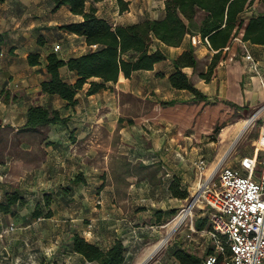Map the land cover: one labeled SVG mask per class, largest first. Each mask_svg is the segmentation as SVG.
I'll return each instance as SVG.
<instances>
[{"label": "crops", "instance_id": "1", "mask_svg": "<svg viewBox=\"0 0 264 264\" xmlns=\"http://www.w3.org/2000/svg\"><path fill=\"white\" fill-rule=\"evenodd\" d=\"M125 1L128 4L124 11L119 10L115 0L95 2V14L111 25L163 16L165 0H141L139 6L136 5L139 0ZM259 11L258 7H251L243 16ZM79 20L81 16L72 14L66 5L55 7L53 0H0V33L6 35V42L0 46V203L4 202L7 193L16 192L23 199L21 203L14 204L10 212L0 211V264H50L51 261L56 264H93L71 249L75 233L103 249L115 240H121L129 261L154 237L155 228L160 226L170 210L183 204L185 198L173 197L169 184L176 179L180 188L188 193L192 183L187 164L180 159L181 151L170 148L173 144L166 140L165 157L168 159L165 181L158 179V171H153L151 176L148 172L132 170L124 180L103 185L99 194L76 195V190L72 188L77 189L78 183L92 188L85 177L86 159L94 154V148L85 145L91 124L88 115L98 109L97 105H103L107 88L87 95L88 84L85 83L75 95L76 104L66 108L58 96L41 92L40 83L48 77L45 63L49 53L66 60L95 48L94 45H87L82 36L62 28L64 24ZM56 45L58 48H55ZM246 46L255 62V69L243 55L232 60L226 58L218 62L214 77L206 82L199 74L206 71L214 51L201 38L194 45L190 42V35L186 34L178 46H168L153 39L150 49L161 51L164 55L162 61L155 63L151 69L135 71L129 77L119 73L116 82L108 83L118 92V109L128 108L124 100L120 102V96L127 95L134 100L135 113L140 116L134 118L132 125L122 121L118 132L120 140L138 143L136 153L140 155L144 132L145 135L152 134L155 132L153 129L159 126L157 130L161 129L163 140L166 139L168 133L173 132L175 127L180 130V126L188 123L190 118L188 114L165 118L164 115L170 114L176 105L192 103L193 112H198L205 102H220L240 112L254 110L264 103V45ZM189 49L194 53L196 67H184L182 71L193 86L206 96L205 100L193 99L187 90L172 88L168 80L174 71L173 60ZM30 53L39 55L37 64L27 62ZM59 74L68 83L76 79L75 73L65 66L59 68ZM167 101L173 103L163 104ZM31 106L56 109L66 121L24 128L26 112ZM74 109L76 113L83 111L85 114L79 124L74 123L73 118L67 119ZM117 122L118 119L111 124V132ZM108 129L103 133L107 156L110 153L109 136L112 134ZM233 131L234 127L229 128L227 135ZM169 139L174 140L173 134ZM122 152L124 155L136 154L130 149H123ZM144 152L148 154L152 151ZM65 188L73 192L69 197V208L61 213L51 211L45 219L28 215L25 221V214L14 208L25 205L24 193L30 203L38 204L41 199H34L36 191L58 189L61 192ZM63 199L67 201V198ZM14 218L20 223H14ZM197 220L193 227L195 231L187 235L199 239L203 236L204 226L198 229L195 224L201 221Z\"/></svg>", "mask_w": 264, "mask_h": 264}, {"label": "trees", "instance_id": "2", "mask_svg": "<svg viewBox=\"0 0 264 264\" xmlns=\"http://www.w3.org/2000/svg\"><path fill=\"white\" fill-rule=\"evenodd\" d=\"M54 6L66 5L81 20L64 24L62 28L70 33L82 36L87 45L95 48L66 60L58 58L54 53L46 56L45 68L47 79L41 81L40 90L49 95H56L65 103V107L76 104L75 95L85 83L88 84L86 94H94L106 89L108 83H114L118 74L129 77L138 70H148L164 59L158 49L151 50L153 39L168 46H178L186 34H198L213 54L206 71L199 76L206 82L214 77V69L218 62L228 57L231 49L241 51L239 41L251 45H264V0H165L163 16L157 19H143L135 23L111 25L107 20L95 14V2L100 0H53ZM120 11L127 9V1L115 0ZM251 7H261V11L250 16L243 13ZM238 39V41L235 40ZM40 41V40H39ZM6 42V35L0 33V46ZM227 47V49H225ZM39 55L30 53L27 62L37 64ZM65 66L76 75L73 83H68L59 74V68ZM174 71L168 80L172 88L189 91L193 99L205 100L206 96L197 90L186 73L184 67L195 69L196 59L192 49L181 52L173 60ZM173 101L163 102L172 104ZM58 110L43 106H31L26 112L24 128H35L57 122L64 123ZM173 197L184 199L187 191L181 189L174 179L168 187ZM23 201L16 193H7L4 202L0 203V211L8 213L17 202ZM45 216L51 215L50 198L44 196ZM170 213H174L170 210ZM42 211L36 207L32 217L41 216ZM195 224L203 228L205 219H198ZM223 241V238L221 237ZM71 249L93 264H129L126 248L121 240H115L108 248L103 249L86 241L75 233L71 240ZM212 250V249H211ZM210 250V251H211ZM179 264H201L195 255L181 248L172 251Z\"/></svg>", "mask_w": 264, "mask_h": 264}, {"label": "rangeland", "instance_id": "3", "mask_svg": "<svg viewBox=\"0 0 264 264\" xmlns=\"http://www.w3.org/2000/svg\"><path fill=\"white\" fill-rule=\"evenodd\" d=\"M139 0L136 5L139 6ZM261 10V7H258ZM232 59L242 56V50L236 53L234 49H231L229 54ZM107 94L103 98V105H97V110L88 115L90 119V126H88V133L86 134L87 146L94 148V154L90 158L86 159V171L85 177L91 183L92 188L83 187L80 183L77 185L76 195L85 194H99L103 185L108 184L110 181L124 180L126 176H130L132 170L138 172L149 173L152 176L153 171H158V179L160 181L167 178L166 162V140L168 143L173 144L170 148H179L181 151L182 159L188 167V171L191 173L192 183L189 185L188 194L183 204L173 208L174 213H169L167 217L160 223V226L156 227V234L148 244L139 252L137 256L130 259L132 264H179L173 257L172 251L176 248L184 249L190 253H193L200 260L203 258L206 251L212 248L214 245L209 234V224L205 219L203 236L196 239L189 237L187 233L190 232V226L194 227V222L197 219L203 218V211L199 207H194L183 217H178L182 206H186L190 201L192 193L196 190L198 183H202L209 175L216 181L218 167L222 165L234 166L240 157L249 155L253 151V143L257 136L258 126L260 124V118H256L254 121H250L245 124L246 119L250 118L254 110L240 111L228 106L227 104L220 102H205L198 112H193L192 103H184L176 105L172 108L170 114L164 115L165 118H173L176 114L189 115L188 123L180 126V130L175 127L173 132L168 133V137L163 140L161 129L159 126L154 128L152 134L148 133L143 136V141L139 147L142 152L137 154V144L122 142L119 138V128L122 127V121L134 123V118L140 117L135 113L134 100L122 95L121 100L126 102L128 108L122 109L117 107L119 102V95L116 89L112 85H107ZM70 112V111H69ZM77 112L72 110V115H68L67 119H74V123H81V118L85 114L83 111ZM163 116V115H162ZM156 118L160 119L161 116ZM118 119L115 130L111 132V124ZM162 119V118H161ZM81 127H85L80 125ZM132 127V126H131ZM234 127V131L227 135L229 128ZM109 128V129H108ZM108 129L109 136L108 146L110 147V153L107 156L105 153V141L104 131ZM73 131L71 132V134ZM171 134L174 136V140H170ZM84 145V141L82 142ZM103 145V146H102ZM157 145V146H156ZM136 146V147H135ZM169 147V146H167ZM123 149L135 151L136 154H123ZM145 150H151L152 152L145 154ZM105 153V154H104ZM202 159L204 161V169L200 172L195 167V162ZM141 167V169H140ZM149 167V169H148ZM145 168V169H143ZM96 183V184H95ZM101 183V184H100ZM100 184V186H99ZM98 185V187L96 186ZM71 187V186H70ZM71 192L68 188L62 189L60 192L57 190H43L36 191L34 199H41L40 203L32 204L28 200V195L24 193L25 205L14 206L19 213L30 216L36 207H39L42 211V218L45 216V205L43 203L44 196L48 195L50 198L49 208L51 211H61L69 208ZM61 194L62 196H60ZM64 198H67L65 201ZM34 201V200H33ZM21 203V202H20ZM199 205H202L199 203ZM74 208V206H73ZM17 214V212H16ZM32 217V215H31ZM176 217H178L176 219ZM168 218V219H166ZM180 218V219H179ZM183 219V220H182ZM18 219L14 218V223H20ZM196 240H195V239ZM47 245L49 244L46 241ZM45 243V244H46ZM50 264H56L51 261ZM48 264V263H47Z\"/></svg>", "mask_w": 264, "mask_h": 264}, {"label": "built area", "instance_id": "4", "mask_svg": "<svg viewBox=\"0 0 264 264\" xmlns=\"http://www.w3.org/2000/svg\"><path fill=\"white\" fill-rule=\"evenodd\" d=\"M190 42L199 43V35H190ZM204 42L208 45L206 38ZM239 45L243 57L255 69L246 43L239 41ZM227 58L232 60L230 55ZM256 118H260V124L252 153L240 157L236 166H219L216 181L209 175L199 182L178 214L182 216L187 208L191 211L196 206L208 221L214 245L201 264H264V103L250 117L252 121ZM204 165L202 159L195 162L200 172ZM190 231H195L192 224Z\"/></svg>", "mask_w": 264, "mask_h": 264}, {"label": "bare ground", "instance_id": "5", "mask_svg": "<svg viewBox=\"0 0 264 264\" xmlns=\"http://www.w3.org/2000/svg\"><path fill=\"white\" fill-rule=\"evenodd\" d=\"M250 118H248V119H246V121H245V124L247 123H249L250 122ZM190 211V207L189 208H187L186 210H185V212H184V214L182 215V216H180V217H183L184 218V215L186 214V213H188ZM180 219V218H179Z\"/></svg>", "mask_w": 264, "mask_h": 264}]
</instances>
